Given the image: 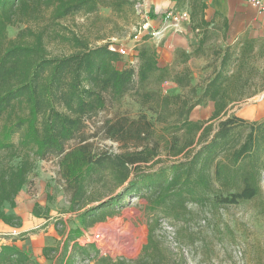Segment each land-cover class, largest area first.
<instances>
[{
    "label": "trees",
    "instance_id": "16d2710c",
    "mask_svg": "<svg viewBox=\"0 0 264 264\" xmlns=\"http://www.w3.org/2000/svg\"><path fill=\"white\" fill-rule=\"evenodd\" d=\"M139 0H0V222L19 228L3 205L15 200L36 163L59 157V171L71 192L70 204L87 206L89 190L107 181L111 196L80 214L83 224L128 197L146 201V209L172 222L199 211L250 201L261 190L264 173V120L247 121L230 114L233 107L264 91V70L257 67L254 40L240 37L213 52L214 65L201 86L194 85L183 64L171 71L160 67L157 50L142 44L134 62L118 68L121 57L108 47H90L61 22L107 9L111 17L133 21ZM186 0H176L179 10ZM192 29L200 35L190 55L204 59L206 5L188 0ZM200 17L194 23V17ZM224 26V25H222ZM226 27V26H225ZM8 28L17 29L14 37ZM202 32L201 34H199ZM146 38V37H145ZM248 39V40H247ZM48 41L71 48L51 56ZM205 62V61H204ZM207 68L206 62L203 73ZM153 80V87L149 82ZM172 81L187 94L164 96L159 85ZM200 92H197V89ZM132 93L143 113L136 120L118 118L106 124V136L134 151L94 152L81 136L86 120ZM212 105L204 122L190 119L192 111ZM150 114V118L147 116ZM81 136L78 146L66 148ZM117 193L115 194V192ZM212 197V198H211ZM89 223V222H88ZM93 220H90V224ZM143 254L152 248L153 228ZM27 257L13 245L0 246V264H24ZM122 262L118 263L121 264ZM64 264H74L66 260Z\"/></svg>",
    "mask_w": 264,
    "mask_h": 264
},
{
    "label": "rangeland",
    "instance_id": "374dc122",
    "mask_svg": "<svg viewBox=\"0 0 264 264\" xmlns=\"http://www.w3.org/2000/svg\"><path fill=\"white\" fill-rule=\"evenodd\" d=\"M186 8L190 12L189 7ZM199 20V15L194 17V23ZM140 23L139 18L127 21L111 17L107 9H99L96 15H76L61 22L85 39L90 47L113 43L125 48L127 53L121 57L118 68L135 61V46L137 49L144 43L156 50L162 47V40L148 36L134 42ZM16 33L15 28L7 30L10 38ZM233 37L232 30L218 24L204 32L203 54L207 68L198 78L191 79L194 85L201 86L202 80L210 75L215 64L213 52L223 49ZM241 37L254 40L255 53L262 52L255 65L264 70V41L248 34ZM46 46L51 56L68 55L72 51L69 46L58 42L48 41ZM158 60L159 64L165 63V57L161 55ZM181 64L183 58L175 56L166 67L173 71ZM148 87L154 88L153 80ZM158 88L164 96L187 94L170 80ZM197 92H200L199 88ZM142 113L141 106L129 93L118 103L86 120L81 136L86 138L85 143L90 144L94 152L120 154L134 151L135 142L124 146L112 141L106 136L105 126L118 118L136 120ZM211 113L212 105L205 103L192 111L190 119L204 122ZM230 114L250 122L264 120V91L233 107ZM147 116L151 117L150 114ZM81 136L68 142L66 148L78 146ZM59 160V157L49 156L38 161L29 183L18 194L15 207L3 205V211L15 215L21 225L12 228L0 222V246L17 247L27 257L24 264H64L67 259L74 264H264V173L260 193L250 201L203 211L189 206L192 215L176 222L160 220L156 223L155 220L161 218L159 213L151 214L146 209L145 200L128 197L105 211L96 212L87 224H83L80 219L82 211L107 201L114 193L112 195L107 181L104 185L103 182L95 184L88 197L93 201L72 209L71 192L61 177ZM90 220H93L92 224ZM151 226L153 246L146 257L143 248L148 243Z\"/></svg>",
    "mask_w": 264,
    "mask_h": 264
},
{
    "label": "crops",
    "instance_id": "0c3cea01",
    "mask_svg": "<svg viewBox=\"0 0 264 264\" xmlns=\"http://www.w3.org/2000/svg\"><path fill=\"white\" fill-rule=\"evenodd\" d=\"M205 3L204 20L213 25H224L234 32L233 40H237L244 34H248L254 39L264 41V16L259 15L255 9L246 4L245 0H200ZM148 9L151 17V30H158L163 22L164 12L169 5H176V0H170V4L164 0H148ZM188 0L179 10H188ZM166 28L160 40L161 49L157 50V55L165 57V63L159 64L166 67L168 62L175 56L182 54L189 55L184 67L188 68L191 77L198 78L203 74L204 59L190 55L197 47L200 35L194 31L190 23L181 25L178 32L165 25ZM159 62V60H158ZM5 227V226H4ZM1 229V227H0Z\"/></svg>",
    "mask_w": 264,
    "mask_h": 264
},
{
    "label": "built area",
    "instance_id": "2783aa9c",
    "mask_svg": "<svg viewBox=\"0 0 264 264\" xmlns=\"http://www.w3.org/2000/svg\"><path fill=\"white\" fill-rule=\"evenodd\" d=\"M170 4V0H164ZM246 4L255 9V11L264 16V0H245ZM148 0H139L134 5L135 13L137 14L140 24L138 25V30L133 37L135 43L139 42L144 37L159 39L163 35V32L166 28L165 25L170 27L172 30L178 32L181 25L184 23H189V13L187 10H175L172 5L164 12L163 22L165 25H162L158 30H151V17L148 9ZM108 50L111 53L118 54L120 57H124L127 53V50L117 44H110Z\"/></svg>",
    "mask_w": 264,
    "mask_h": 264
},
{
    "label": "bare ground",
    "instance_id": "6f19581e",
    "mask_svg": "<svg viewBox=\"0 0 264 264\" xmlns=\"http://www.w3.org/2000/svg\"><path fill=\"white\" fill-rule=\"evenodd\" d=\"M110 231V230H109ZM111 239V238H110ZM103 240H105V239H103Z\"/></svg>",
    "mask_w": 264,
    "mask_h": 264
}]
</instances>
